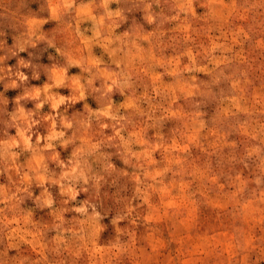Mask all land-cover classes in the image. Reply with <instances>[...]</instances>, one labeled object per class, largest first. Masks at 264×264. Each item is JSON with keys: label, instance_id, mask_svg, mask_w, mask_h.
I'll use <instances>...</instances> for the list:
<instances>
[{"label": "rangeland", "instance_id": "obj_1", "mask_svg": "<svg viewBox=\"0 0 264 264\" xmlns=\"http://www.w3.org/2000/svg\"><path fill=\"white\" fill-rule=\"evenodd\" d=\"M0 264H264V0H0Z\"/></svg>", "mask_w": 264, "mask_h": 264}]
</instances>
